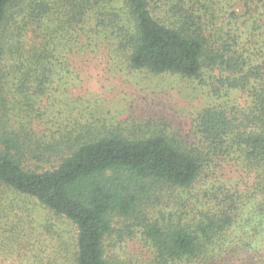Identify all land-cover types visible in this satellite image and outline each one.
Wrapping results in <instances>:
<instances>
[{
  "label": "trees",
  "instance_id": "1",
  "mask_svg": "<svg viewBox=\"0 0 264 264\" xmlns=\"http://www.w3.org/2000/svg\"><path fill=\"white\" fill-rule=\"evenodd\" d=\"M263 1L0 0V123L6 88L16 110L44 121L36 140L32 123L0 137V184L74 226L75 264H135L107 254L116 218L132 220L126 231L138 229L151 264H264V40L252 39L264 25L251 20ZM96 55L209 79L225 103L197 115L192 144L109 129L58 102L84 81L76 65ZM28 143L42 164L58 163L32 168ZM154 202L179 209L150 215ZM190 203L200 211L186 222ZM27 238L23 227L0 228L3 249L36 251ZM37 251L18 264H58Z\"/></svg>",
  "mask_w": 264,
  "mask_h": 264
},
{
  "label": "rangeland",
  "instance_id": "2",
  "mask_svg": "<svg viewBox=\"0 0 264 264\" xmlns=\"http://www.w3.org/2000/svg\"><path fill=\"white\" fill-rule=\"evenodd\" d=\"M237 7L243 8V2ZM259 7L258 13L254 14L251 20H262L264 25V1L259 3ZM260 33L263 35L256 34L257 38L252 37V39L262 43L264 31ZM79 67L83 69L81 73L83 83L77 87H70L67 93L59 95L58 102L62 104L63 99L62 106L78 108L86 115L87 120H101L99 124L109 129L112 125L122 126L128 133L140 131L141 134L149 133L152 129L164 130L170 132L172 138L192 144L195 142L192 125L197 115L211 105L225 103L224 99L211 96L208 86L205 85L209 79L204 82L200 79H184L172 74L155 75L148 71H130L123 61L118 62L116 67L114 62L109 63L107 58L97 55L91 61L76 65L78 70ZM233 96H236V92H233ZM5 99L1 109L0 137L8 128L23 132L22 123H26L27 126L32 123L36 140L39 132L44 130V121L40 120L35 126V122L26 117L24 112L16 110L20 105H17L13 99L10 88L5 90ZM74 100L77 101L73 103ZM23 108L25 111L30 110L27 107ZM88 109L92 111V116L88 115L90 113ZM78 110L75 112H79ZM45 118L47 119L48 115ZM27 147L28 150L33 151V154L26 155L24 160L32 168L40 166L48 168L58 163L56 162L58 159L51 157L49 162L42 164L35 157L33 150L36 149L35 145L28 143ZM178 209L177 205L168 207L163 202L161 204L154 202L150 204L148 213L165 214L169 210ZM181 211L185 214V219H188L185 221L191 222L194 220L191 218L199 213L200 209L198 204H191V208ZM131 222L132 220L129 221L128 218L115 219V231L106 241L107 254L120 261L151 264V252L136 236L139 235L138 229L131 228L137 231L132 236L126 231V226L131 225ZM5 226L6 228L23 227L27 232V239L36 244L37 250L52 251V258L57 259L58 264H75L77 249L74 226L69 221L55 216L35 200L0 184V228ZM29 247H25L26 254L25 249L12 250L0 247V264H18L28 261V258L32 260L38 251L31 252ZM40 254L38 252L36 257Z\"/></svg>",
  "mask_w": 264,
  "mask_h": 264
}]
</instances>
